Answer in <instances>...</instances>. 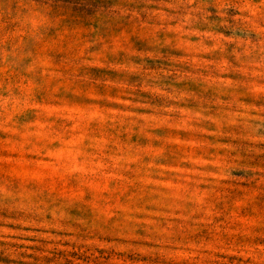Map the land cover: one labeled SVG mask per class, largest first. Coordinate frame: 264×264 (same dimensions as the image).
Wrapping results in <instances>:
<instances>
[{"label": "rangeland", "instance_id": "rangeland-1", "mask_svg": "<svg viewBox=\"0 0 264 264\" xmlns=\"http://www.w3.org/2000/svg\"><path fill=\"white\" fill-rule=\"evenodd\" d=\"M0 264H264V0H0Z\"/></svg>", "mask_w": 264, "mask_h": 264}]
</instances>
